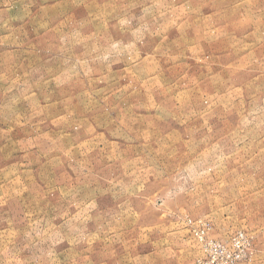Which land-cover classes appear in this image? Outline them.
I'll return each instance as SVG.
<instances>
[{"label": "rangeland", "instance_id": "obj_1", "mask_svg": "<svg viewBox=\"0 0 264 264\" xmlns=\"http://www.w3.org/2000/svg\"><path fill=\"white\" fill-rule=\"evenodd\" d=\"M0 264H264V0H0Z\"/></svg>", "mask_w": 264, "mask_h": 264}]
</instances>
